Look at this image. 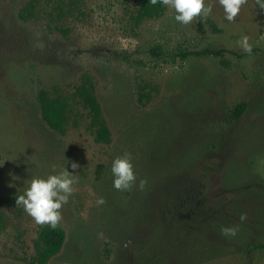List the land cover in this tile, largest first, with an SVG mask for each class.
I'll list each match as a JSON object with an SVG mask.
<instances>
[{
	"label": "rangeland",
	"instance_id": "rangeland-1",
	"mask_svg": "<svg viewBox=\"0 0 264 264\" xmlns=\"http://www.w3.org/2000/svg\"><path fill=\"white\" fill-rule=\"evenodd\" d=\"M205 4L211 13L187 25L166 7L137 26L138 0H0V264L35 262L49 225L16 199L63 167L75 191L60 209L62 248L46 264H264V10L246 0L229 22L219 0ZM245 35L251 54L238 43ZM219 47L242 58L175 59ZM87 79L109 144L95 141L76 95ZM43 90L67 100L65 134L43 120ZM125 154L137 180L118 191L111 162Z\"/></svg>",
	"mask_w": 264,
	"mask_h": 264
},
{
	"label": "clouds",
	"instance_id": "clouds-1",
	"mask_svg": "<svg viewBox=\"0 0 264 264\" xmlns=\"http://www.w3.org/2000/svg\"><path fill=\"white\" fill-rule=\"evenodd\" d=\"M151 3L155 5L157 0H151ZM160 3L174 10V20L182 25L189 24L194 17L207 15L212 11L210 5L206 6L205 0H160ZM245 3L246 0H219L224 12V20L233 21ZM256 5L264 10V0H256ZM238 43L245 53L251 54L252 45L246 35ZM78 166L76 162L71 163L73 170ZM110 171L113 177L112 187L118 191L130 189L137 180L131 157L126 154L113 158ZM53 173L46 177H33L23 194L17 197L16 204L22 205L36 224H48L55 228L61 219L60 209L68 203L69 197L75 191L73 185L76 179L66 167L59 171L53 168ZM145 183V180H140L139 187L143 189ZM96 203L103 205L105 200L100 197ZM240 219L243 221L245 216L241 214ZM237 231L238 226L221 228L222 235L227 237L235 236Z\"/></svg>",
	"mask_w": 264,
	"mask_h": 264
},
{
	"label": "trees",
	"instance_id": "trees-1",
	"mask_svg": "<svg viewBox=\"0 0 264 264\" xmlns=\"http://www.w3.org/2000/svg\"><path fill=\"white\" fill-rule=\"evenodd\" d=\"M62 1V0H59ZM139 8L134 18L137 26L147 20H154L160 18L166 9L157 0V3L153 5L151 0H138ZM34 9V5L29 4L24 13L20 15L21 18L26 19L31 16ZM152 56L161 57L163 51L160 48L151 50ZM227 55L236 58H242L241 55L233 51H228L223 47L219 48H205L200 51L179 50L175 53V59L181 61H187L189 59H203L214 58L223 59ZM77 97L80 99L84 109L88 111L90 118V127L94 132L95 141L98 144H109L111 142V133L107 127L106 122L103 119L102 109L93 93V87L91 80L87 79L76 91ZM141 99H144L141 96ZM39 106L41 115L46 124L56 132L65 134L68 129L69 121V105L64 97L53 98L49 92L41 91L38 95ZM246 110V104H239L234 112L233 118L240 119ZM7 227L5 213L2 209V201L0 200V235ZM65 239V233L63 227L57 224L55 228L50 226H44L37 240V258L33 264H46L51 257L56 255L62 248V244ZM256 249H264V246H257Z\"/></svg>",
	"mask_w": 264,
	"mask_h": 264
}]
</instances>
